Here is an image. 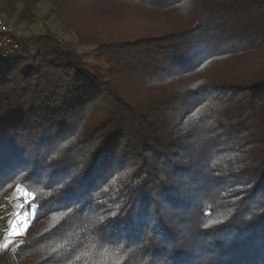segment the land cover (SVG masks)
Returning <instances> with one entry per match:
<instances>
[{
    "label": "trees",
    "instance_id": "trees-1",
    "mask_svg": "<svg viewBox=\"0 0 264 264\" xmlns=\"http://www.w3.org/2000/svg\"><path fill=\"white\" fill-rule=\"evenodd\" d=\"M50 1L104 66L48 32L0 63V203L32 212L8 254L264 264V0Z\"/></svg>",
    "mask_w": 264,
    "mask_h": 264
},
{
    "label": "rangeland",
    "instance_id": "rangeland-1",
    "mask_svg": "<svg viewBox=\"0 0 264 264\" xmlns=\"http://www.w3.org/2000/svg\"><path fill=\"white\" fill-rule=\"evenodd\" d=\"M0 11L6 12L9 19L24 33L23 37L48 32L66 47L85 54L90 64L104 66L101 60L89 54L90 46L80 44L76 35L64 27V15L50 0H38L30 10L22 3L9 4L0 0ZM21 195V191L13 190L6 200L0 203V264H24L23 259L8 254L22 241L32 218V212L23 208L24 199ZM20 228L23 232L12 234L14 229Z\"/></svg>",
    "mask_w": 264,
    "mask_h": 264
},
{
    "label": "built area",
    "instance_id": "built-area-1",
    "mask_svg": "<svg viewBox=\"0 0 264 264\" xmlns=\"http://www.w3.org/2000/svg\"><path fill=\"white\" fill-rule=\"evenodd\" d=\"M24 34L6 12L0 11V63L17 56L21 50Z\"/></svg>",
    "mask_w": 264,
    "mask_h": 264
},
{
    "label": "snow or ice",
    "instance_id": "snow-or-ice-1",
    "mask_svg": "<svg viewBox=\"0 0 264 264\" xmlns=\"http://www.w3.org/2000/svg\"><path fill=\"white\" fill-rule=\"evenodd\" d=\"M18 231L19 232H23V229L22 228H20V229H14L12 234H16Z\"/></svg>",
    "mask_w": 264,
    "mask_h": 264
},
{
    "label": "crops",
    "instance_id": "crops-1",
    "mask_svg": "<svg viewBox=\"0 0 264 264\" xmlns=\"http://www.w3.org/2000/svg\"><path fill=\"white\" fill-rule=\"evenodd\" d=\"M24 34V33H23ZM26 36V35H25Z\"/></svg>",
    "mask_w": 264,
    "mask_h": 264
}]
</instances>
